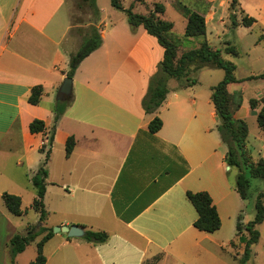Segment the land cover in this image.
<instances>
[{
	"label": "crops",
	"instance_id": "obj_1",
	"mask_svg": "<svg viewBox=\"0 0 264 264\" xmlns=\"http://www.w3.org/2000/svg\"><path fill=\"white\" fill-rule=\"evenodd\" d=\"M175 1L204 17L205 36L184 35L188 20L175 8ZM145 2L151 10L138 13L148 14L156 3L164 5V13L158 15L174 25L169 35L178 44V59L204 41L220 49L225 60L226 46L235 47L237 55L232 56L238 59L239 44L247 59L242 76H238L239 64L233 62L237 82L228 85V92L242 97L233 116L248 125V155L253 161L264 159V129L257 122L264 80L251 78L264 72V0ZM67 4L68 0H0V165L14 168L11 172L0 169V264H29L37 256L35 252L26 254L33 241L12 262L10 239L37 226L40 214L31 206L37 215L34 222L25 219L28 212L23 208L22 216L13 215L2 194L18 195L23 203L29 188L20 176L31 182L47 152V215L37 229L78 225L85 231L106 232L109 237L104 243H92L53 232L43 246L46 264H146L156 256L159 259L154 264H236L234 251L228 253V248L239 244L242 252L244 243L237 236L236 225L246 200L236 189V178L230 179L226 173L227 147L217 130L212 102L216 84L203 87L199 79L204 70H224L192 68L188 77L196 80L194 85L184 87L174 78L160 108L146 113L142 101L164 48L143 26L132 31L126 13L112 5L100 6L97 0L99 15L91 26L99 29L102 45L77 68L70 102L55 124L54 107L68 72L61 67L78 50L73 48L74 41L69 48L66 44L72 30L81 27L73 25ZM123 5L128 8L131 2ZM232 15L238 22L235 27ZM244 16L254 22L242 25ZM253 35L252 45L244 44ZM186 41H194V48L181 45ZM211 76L219 82L224 78L220 73ZM37 85L43 87V94L40 103L32 105L28 97ZM252 99L258 100L255 108L250 106ZM155 117L162 120V127L150 133L148 126ZM35 119L44 121L43 132L31 133ZM250 121L257 122L254 135ZM70 136L75 146L67 156ZM187 191L209 193L221 220L219 230L208 233L194 227L198 213ZM35 197L32 194L33 200ZM243 223H248L244 216ZM256 228L260 237L252 246L253 258L264 264V221ZM228 229L233 240L226 238ZM45 234L47 231L36 240ZM260 248L261 253L257 252Z\"/></svg>",
	"mask_w": 264,
	"mask_h": 264
},
{
	"label": "trees",
	"instance_id": "obj_2",
	"mask_svg": "<svg viewBox=\"0 0 264 264\" xmlns=\"http://www.w3.org/2000/svg\"><path fill=\"white\" fill-rule=\"evenodd\" d=\"M80 7L88 5L94 12L96 18L99 15L97 0H80ZM111 5L127 15V20L132 31H135L139 26H143L146 31L155 36L159 44L164 48V57L158 65L156 73L152 76L148 91L143 98L142 106L146 113L157 111L166 99L169 92L167 82L170 78H175L183 84L184 87L192 86L196 83L195 79L188 77L191 69L198 70L204 66H211L224 70V78L214 87H212V102L214 104L218 125L217 130L220 134L222 142L227 147L225 161L228 166L238 169L236 178V189L242 199L249 197V188L252 178H261L264 180V159L260 158L253 161L246 151V139L248 136V125L244 120L235 119L234 111L241 106L242 97L240 93L236 96L228 92V85L237 82L235 77L236 66L233 62L225 60L220 49H213L212 46L204 41L202 45L187 52L177 58L178 44L170 37L169 32L173 28V23L162 20L158 14L165 11L164 5L156 3L154 9L148 14H141L133 11V6L125 8L121 0H110ZM175 8L186 16L188 22L185 28L184 35L186 37H198L206 35V23L203 16L196 12H192L180 1H175ZM235 15H232V26L238 25ZM254 19L249 16H244L241 24L250 26ZM102 45V38L99 29L91 27V34L81 44L78 51L71 55L69 62V71L67 77H74L75 72L81 62L92 52L97 50ZM225 53L236 56L237 51L233 46H226ZM264 80V72L256 77ZM184 80V81H183ZM43 94L41 85L34 86L28 97V102L32 105H38ZM70 99L58 100L54 107V123L56 124L64 113ZM263 105L257 114V122L259 127L264 129V99ZM258 100L250 101L251 108H255ZM162 127V120L155 117L148 126L150 133L158 132ZM45 130V123L42 120L35 119L30 124L31 133H40ZM53 138L51 137L52 141ZM75 146V139L70 136L66 140V155L69 156ZM43 145L40 148L44 152ZM49 153H46L45 159L39 169L31 177V182L36 189V197L33 200L32 208L40 214V223L44 221L47 212L44 206V196L46 193V178L48 177L47 162ZM186 196L198 213V217L194 222V227L200 231L213 233L220 229L221 220L216 206L213 204L212 198L206 191H187ZM5 206L15 216H22V199L20 196L4 192L2 194ZM256 215L254 220L246 225L242 221V216L238 217L236 229L239 240L244 243L243 256L239 259L238 264H249L252 257L251 247L259 240L260 233L256 226L264 221V191L258 193L255 202ZM245 225V226H244ZM47 231L42 239L37 243V256L35 260L29 264H46V257L43 252L44 244L53 235V228H45L41 226L28 227L25 234L17 233L9 241V253L12 262L14 258L22 253L30 243ZM248 236L244 235V232ZM109 235L102 231L86 230L83 238L92 243H104L108 240ZM159 259L158 256L152 259V264Z\"/></svg>",
	"mask_w": 264,
	"mask_h": 264
},
{
	"label": "rangeland",
	"instance_id": "obj_3",
	"mask_svg": "<svg viewBox=\"0 0 264 264\" xmlns=\"http://www.w3.org/2000/svg\"><path fill=\"white\" fill-rule=\"evenodd\" d=\"M122 1V4H125L127 5L128 2H131V5L133 6V10H135V12H142L144 11L145 9L146 10H151V7L149 5L146 4L145 0H121ZM156 1H159V0H156ZM80 0H68V4H67V7H68V12H69V15L71 17V20H72V23L73 25H80L81 27H78L77 29L78 30H72V33H71V38L68 42V44H66V46L69 48L70 46V43L72 44V41H74V49L77 50L79 49V47L81 46V44L83 43V40H85L86 38H88L91 34V23L95 22L96 20V16L94 15V12L93 10L88 6V5H85L83 7H80ZM98 3L100 6H105V7H112L111 6V3H110V0H98ZM120 12V11H119ZM121 13V12H120ZM125 15V14H123ZM76 29V28H75ZM179 27L177 28V34H179ZM231 37V40H233V35L230 34ZM256 37L253 35V36H248L245 40H244V44H247L248 46H251L252 45V42L254 41ZM195 40H199V39H195ZM238 40V39H237ZM238 42V41H237ZM196 43L194 41H186L184 42L183 44L181 43V45H183L184 47H187L189 49L191 48H194V45ZM236 47L237 49L239 50L241 56L236 59L235 57H233L232 55L230 54H225L224 53V56L227 60H230L232 62H236L239 64V72H238V76H242L243 74H245V72L243 71V63L246 62V59H247V56L245 55V53H243L239 47V44L236 43ZM78 51V50H77ZM76 51V52H77ZM71 57V56H70ZM241 59V60H239ZM69 62H70V59H68V65H66L65 67H61L62 69L61 70H66V71H69ZM257 68H259L260 66L257 65L256 66ZM214 73H220L221 76L224 75V72L222 70H204L202 72V74L200 75L199 79L201 80V82L203 83V87L206 86V84H213V85H217L219 83V81H216L218 78H214V76H211V74H214ZM172 81H176L174 78H170L167 82V85L169 83H173ZM203 89H206V88H203ZM249 127H250V130H251V135H254V133L256 132L258 126H257V122H249ZM10 164V162H9ZM227 164V163H226ZM232 171L230 172V168H228V165H227V176L228 178L230 179H235L237 178V174H238V169L235 168V167H232ZM0 169L3 171V172H6V171H9L11 172V170H14V168L12 167H9L8 166H2L0 165ZM20 179L28 186L29 188V191L28 192H25L24 193V197H23V203H22V208L23 210H26L28 213H27V220H29V222H34L37 218V215L36 213L31 209V206H32V194L35 195V190H34V187L32 185V182H29L28 183V180L26 177L24 176H20ZM264 190V180L261 179V178H252L251 179V184H250V188H249V197L247 199H245L246 201L244 202V211L243 212V216L245 218V221H252L254 220L255 218V215H256V208H255V202H256V197L258 195V193H260L261 191ZM243 216H242V221H243ZM53 219H56V218H53ZM37 226L40 225V222L38 221L36 223ZM42 225V224H41ZM246 225V224H245ZM244 225V226H245ZM32 227H35L32 226ZM227 229V228H225ZM226 231V230H225ZM227 237L228 239H231L233 240V237L234 234L231 233V229H228L227 230ZM40 238H38L37 240H35L31 245L30 247L28 248L27 253H31V252H35V254H37V242L39 241ZM239 244H233L232 243V249L228 248V253H230V250L234 251L231 252L233 253V258L235 259L236 261V264H238V261L239 259L243 256V251H244V246L242 247V252L239 251V248H241V246ZM252 249V247H251ZM261 251V248L260 249H257V252H260ZM261 253V252H260ZM25 254V255H26ZM228 258L232 261H234L231 256L229 255ZM252 258H253V253H252V257H251V260H250V263L249 264H257L256 263V260L255 258H253V261H252ZM24 259V258H23ZM25 260H26V257H25ZM146 264H152V262H148Z\"/></svg>",
	"mask_w": 264,
	"mask_h": 264
},
{
	"label": "water",
	"instance_id": "obj_4",
	"mask_svg": "<svg viewBox=\"0 0 264 264\" xmlns=\"http://www.w3.org/2000/svg\"><path fill=\"white\" fill-rule=\"evenodd\" d=\"M72 85H73V78L72 77H65L63 83L59 89V98L60 99H68L72 94ZM230 168V166H228ZM53 232L59 233L64 232L67 233L69 237H76L80 238L85 235V230L78 226V225H71L70 227L67 226H55L53 227Z\"/></svg>",
	"mask_w": 264,
	"mask_h": 264
}]
</instances>
